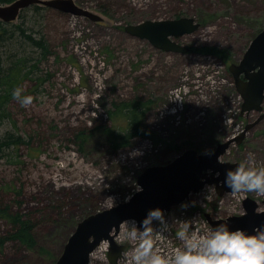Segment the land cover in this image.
<instances>
[{
    "label": "rangeland",
    "instance_id": "rangeland-1",
    "mask_svg": "<svg viewBox=\"0 0 264 264\" xmlns=\"http://www.w3.org/2000/svg\"><path fill=\"white\" fill-rule=\"evenodd\" d=\"M74 1L103 20L42 5L22 11L14 22L0 20V32L5 30L0 79L13 67V74L19 73L14 87L34 96L22 107L11 94L14 87L7 93L6 85L0 86V136L12 133L24 140L1 155L0 209L32 219L37 242L35 250L6 242L0 264H55L81 221L124 203L136 193L132 181L138 183L146 169L166 166L187 150L215 152L244 134L221 162L238 164L254 153L256 166L264 165V104L262 112L242 115L244 100L229 70L264 29V0ZM180 18L200 25L177 40L187 53L156 49L125 31L146 21ZM41 39L44 57L32 41ZM129 106L140 111L133 136L126 132ZM247 198L264 210V195L222 196L216 184L207 185L184 202L186 208L182 203L165 212L171 230L157 246L166 253L179 246L177 218L196 217L195 226L205 232L211 228L207 214L213 220L243 215ZM12 228L0 218V242ZM115 237L128 248L120 264H130L136 242L126 238L123 225ZM110 250L104 242L90 264H111Z\"/></svg>",
    "mask_w": 264,
    "mask_h": 264
},
{
    "label": "water",
    "instance_id": "water-1",
    "mask_svg": "<svg viewBox=\"0 0 264 264\" xmlns=\"http://www.w3.org/2000/svg\"><path fill=\"white\" fill-rule=\"evenodd\" d=\"M42 5L62 12L87 16L93 21L103 19L92 12L80 8L74 0H16L9 5H0V20L5 23L16 21L22 11ZM200 25L192 18L178 20L146 21L131 25L125 31L133 37L149 41L156 49L166 52L187 53L189 48L177 40L192 35ZM235 79L236 89L243 98L242 115L262 112L264 104V29L252 40L239 64L229 67ZM250 127V126H248ZM244 134L220 144L212 155L200 154L195 149L185 151L166 166L150 167L138 178L143 191L136 192L127 203H120L109 209L97 212L81 221L64 247L62 255L55 264H90L92 254L103 242H110L109 260L119 264L127 246H120L115 236L120 232L122 221L135 219L141 221L151 208L161 207L169 212L173 207L184 203L192 194L200 193L207 185L216 184L220 195L232 193L223 181L228 169L236 164L221 162L235 141L241 143ZM212 171V175L208 172ZM220 176H217V175ZM220 183H222L220 185ZM264 204V202H263ZM245 213L227 220L232 228H245L249 232L264 224V210L256 200H244ZM211 227L225 220H213L206 215Z\"/></svg>",
    "mask_w": 264,
    "mask_h": 264
},
{
    "label": "clouds",
    "instance_id": "clouds-1",
    "mask_svg": "<svg viewBox=\"0 0 264 264\" xmlns=\"http://www.w3.org/2000/svg\"><path fill=\"white\" fill-rule=\"evenodd\" d=\"M11 94L22 107L34 101L33 95L24 94L23 86L14 87ZM137 154L132 153L133 156ZM204 154L212 155L213 150L205 149ZM132 184L136 192L143 191L135 180ZM223 184L232 193L264 195V165L256 166L255 154L249 153L234 169L226 171ZM131 198L129 194L124 202H129ZM187 206V203L181 205ZM176 220L178 227L174 236L180 244L170 253L161 251L157 246V241L166 238L171 230L164 209H149L139 222L135 219L123 220L124 235L136 242L130 264H264V224L255 226L249 232L245 228H232L225 220L202 232L195 226L196 217Z\"/></svg>",
    "mask_w": 264,
    "mask_h": 264
},
{
    "label": "trees",
    "instance_id": "trees-1",
    "mask_svg": "<svg viewBox=\"0 0 264 264\" xmlns=\"http://www.w3.org/2000/svg\"><path fill=\"white\" fill-rule=\"evenodd\" d=\"M16 0H0V4H11ZM5 41V30L0 32V42ZM33 45L38 48L42 49V57L47 55V47L45 45V42L43 39L41 40H32ZM208 51H211L213 54L216 55L219 51L216 48H211ZM220 53V52H219ZM20 62V61H18ZM17 63V62H16ZM15 63V64H16ZM24 66V63L21 64L20 68L16 67V72L22 70ZM13 67L10 69V73L8 74L5 78L0 79V86L6 85L7 87V93H9L8 88L14 87L15 84H17L19 80V73L13 74ZM2 99L3 96L1 95L0 91V114L2 112ZM128 127L126 129V132H129L131 136L136 135L138 131V115L140 114L138 112V108L136 107H128ZM4 118L3 115H0V126H1V121ZM24 142V140L16 136L15 134L12 133H7L4 136H0V158L1 155L3 154L4 151L7 149H10L12 146H18L21 145ZM0 218L1 219H6L10 225L13 227L12 231L1 240L0 246H4L6 242L8 241H14V242H19L23 246H26V248L30 250H35L37 247V242L35 239V224L32 219L26 218L25 216H22L20 214H17L13 216L10 212L9 209H0Z\"/></svg>",
    "mask_w": 264,
    "mask_h": 264
},
{
    "label": "bare ground",
    "instance_id": "bare-ground-1",
    "mask_svg": "<svg viewBox=\"0 0 264 264\" xmlns=\"http://www.w3.org/2000/svg\"><path fill=\"white\" fill-rule=\"evenodd\" d=\"M121 227H122V226H121ZM120 230H121V229H120ZM118 234H119V233H118ZM118 234H117V235H118ZM115 239H116V237H115Z\"/></svg>",
    "mask_w": 264,
    "mask_h": 264
}]
</instances>
